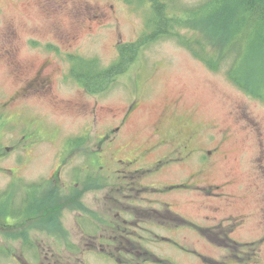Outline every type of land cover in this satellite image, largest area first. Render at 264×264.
<instances>
[{"label":"rangeland","instance_id":"rangeland-1","mask_svg":"<svg viewBox=\"0 0 264 264\" xmlns=\"http://www.w3.org/2000/svg\"><path fill=\"white\" fill-rule=\"evenodd\" d=\"M163 1L170 14L185 18L204 0ZM150 7L146 0H0V103L17 95L19 77L32 76L48 59L54 97L17 95L3 111L12 129L6 134L8 130L0 126V264H209L201 256L221 263L242 245H251L256 255L227 264H264V100L240 89L224 69L210 70L177 40L160 37L141 45L130 68L101 91L104 108L97 109L93 123L92 116L78 109L79 103H93L94 97L81 89L69 69L82 59H96L99 68L115 63L118 44L148 32ZM89 19L100 24L88 30ZM74 33L76 41L68 43ZM132 101L138 107L120 131L118 156L128 159L143 146H152L159 137L153 125L163 111L164 131H180L174 146L184 142L186 132L196 131L189 149L221 143L219 152L208 164L197 163V168L186 164L189 158L181 160L185 163L168 162L154 175L141 173L136 180L146 190L126 195L123 188L112 190L113 169L105 166L98 170L102 186L84 185L76 173L92 162L91 152L84 145L73 151L78 147L73 146L59 167L57 184H46L68 137L91 127L87 142L93 144L95 135L114 126V119ZM31 118L40 121L42 133L24 140L21 134L28 130L22 124ZM171 147L166 143L159 150L150 149L142 160L147 166ZM109 149L105 144L104 153ZM197 153L193 152L192 162L199 161ZM142 165L135 161L128 167L137 170ZM207 165V170L196 173ZM72 185L76 188L70 192L67 186ZM33 187L40 188L34 191L40 196L57 193L54 205L62 209L47 215L52 217L49 221L20 218L22 211L17 212L19 206L36 205L30 193ZM79 189L83 192L75 202L70 198ZM22 195L30 197L27 203ZM63 201L66 205L61 207ZM127 204L150 216L132 227L127 234L131 241L116 250L113 244L121 239L111 225L116 210ZM42 208L38 203L37 212ZM4 221L13 224L8 227ZM220 229L233 231L227 238L217 234ZM89 236L111 245L106 251L92 247L95 242Z\"/></svg>","mask_w":264,"mask_h":264},{"label":"trees","instance_id":"trees-1","mask_svg":"<svg viewBox=\"0 0 264 264\" xmlns=\"http://www.w3.org/2000/svg\"><path fill=\"white\" fill-rule=\"evenodd\" d=\"M147 2L151 6L146 22L148 32L136 41L119 44L115 63L99 68L96 59L75 61L73 72L86 84L87 91H104L115 77L131 66L141 45L169 37L177 40L210 70L224 69L227 78L240 89L264 100V54H261L264 50V0H204L185 18L170 14L163 0ZM54 196L57 197V193ZM149 216L150 212H146V218ZM92 237L89 236L95 242L92 247L99 246L100 250L106 251L111 245L106 240L97 243L98 237ZM119 237L120 245L131 241L128 235L120 234ZM141 251L143 255L148 253L146 249ZM132 253L139 254L137 250ZM144 259L146 262L147 258Z\"/></svg>","mask_w":264,"mask_h":264},{"label":"flooded vegetation","instance_id":"flooded-vegetation-1","mask_svg":"<svg viewBox=\"0 0 264 264\" xmlns=\"http://www.w3.org/2000/svg\"><path fill=\"white\" fill-rule=\"evenodd\" d=\"M100 23L96 22V21H92V19H89V24L87 26L88 30H91L93 28L94 25H99ZM76 33L69 35V37L67 39L68 43L71 40L76 41ZM119 45V44H118ZM117 45V48H118ZM50 60H45L44 63L41 64V66L39 67L38 71L36 73H34L32 76L30 77H25V78H21L19 77V79L22 81V84L19 87V91L17 92V95H21L20 98H28L29 96L32 95H41L42 97H46V96H52L51 94V86H50V80L52 77V72L50 70H48L47 66L50 64ZM130 68V67H129ZM128 68V69H129ZM84 71V70H83ZM69 73L71 76H73L74 78L76 77L73 69H69ZM68 73V74H69ZM77 78V77H76ZM75 78V79H76ZM76 82L78 85H80L82 88V90L84 92H86L89 95H93V103H87L86 101H83L81 103H79L78 109L80 110V112L89 114L90 116H92L91 121L93 123V121H95L94 115L97 111L98 108H104L103 105H100V99H101V92L99 93H89L87 91L86 88V84L82 81H80L78 78L76 79ZM16 95V96H17ZM16 96H12L9 97V99L3 103H0V112L2 110V114L0 116V126H3L4 129L6 130H10L12 129V127L9 125L8 126V122L4 117L3 111L7 109V107L10 106V104L12 103V101L15 99ZM19 98V99H20ZM54 98V97H53ZM137 104L135 103V101H132L130 103H128V105L126 106V108L124 109L123 114L118 117L115 118L114 120L116 121V124L114 126H108L105 128V130L103 131V133L101 135H95L94 138V143H88V139H90L91 136V127L86 130L85 132H81L79 135L77 136H70L68 137V139H66V141H64L63 146L61 147L59 153H58V165L55 169V171L53 172V176L50 175L46 178L45 182L46 184H51L55 185L57 184V178H55L57 176V173L59 171V167L61 166L62 162L65 160L66 155L72 150L73 146H78L76 148H74L73 151L79 150L83 145L85 146V148L88 150V152H91L90 156L91 158L88 159L91 160L92 162L90 164H87L86 166H84L85 168H83V170H81V173H76V176L85 184H87V186H91L94 188H98L100 186H102L99 183V179L102 177L100 172L98 171L99 169L104 168V166L106 167L105 170H109V168H112L113 170L110 172V175L113 177L112 181L114 184H112V190L116 189L115 191L117 192H121L122 188V192L126 195H129L128 193H143L142 191L146 190V187L141 183V182H137L136 178L137 176H139L141 173H144L146 175V173H149L148 175H154L155 173L157 174V172H159L160 170H162L164 168V166H166V163H170L173 161H180L182 163H185L183 161H181L182 159H186L188 160L190 158V160L188 161V165L192 166V167H196L197 168V163L200 165H205L208 164L210 162V158L211 156L215 153L217 154L220 150V146L221 143H219L217 146H214L212 148H194L191 147L190 149L188 148V146L191 144L192 140L196 137L197 132L196 131H188L186 132L188 135L186 137V139L183 141H181L178 146H174L173 144V139L174 137H178V135L180 134V131H170V133L168 131H164L163 127H164V119H165V113L164 111L160 114L159 119L154 123L153 127H154V131H156L158 133V138L157 141L150 147L146 148V146H143L142 149H140L141 151L134 154L131 158H124L123 156H118L117 154L119 152H122V150L120 149V147H118L119 145V138H120V131L122 129V127L127 123V121L130 119L129 116L133 113L136 112L137 110ZM173 115V110L171 109L170 112V116ZM23 126H26L27 128L25 130H28L25 135L21 134V138H23L24 140H26V136L27 135H31V137L29 138L30 140L32 139H37L38 136L40 135V133H42V127L40 126V121H38L36 118H31L28 122L23 123ZM165 129H167V126L165 127ZM9 130L6 132V134L9 132ZM18 139V138H17ZM20 140V139H19ZM196 140V139H195ZM194 140V141H195ZM193 141V142H194ZM166 143H172V147L170 148L169 151L164 152L163 154L156 156L154 158V161H152L150 164H147L146 166V160L143 161L142 159H144V157L146 156L147 151L151 150H159L163 144ZM109 145L110 146V151L108 153H104V145ZM193 144V143H192ZM89 145V147H87ZM6 148H10L9 146H6ZM194 151H197L200 155V157L198 158L199 161L197 162H192V154ZM175 153L177 154V156H175ZM175 156V157H173ZM210 156V157H209ZM196 159V158H195ZM197 160V159H196ZM135 161H141L143 163V165L138 168L137 170L134 167H128V165H130L132 162ZM166 164V165H165ZM214 164V162L211 163V166ZM161 167V169H160ZM210 167V165H207L205 167L198 168L196 173H199L201 171H205L207 170V168ZM92 168H94L95 170L92 171ZM61 169V168H60ZM98 172V174H96V176H98V180L96 182L93 181L94 179V175L95 173ZM195 174V173H194ZM194 174H191L194 175ZM55 178V179H54ZM125 178V179H124ZM121 184H118V183ZM74 184V183H73ZM36 186H41V184H38ZM114 186V187H113ZM69 189L68 191H73L76 188L72 185L67 186ZM40 189L39 187H33V189L31 190L30 193L31 194V198L32 200L36 203L35 206L32 207H28V208H24V206H19L17 208V212L22 211V214L20 215V218L26 216L28 218L32 217H37V218H47V221H49L52 217L47 216L49 215L51 212L55 211L57 212L58 209H62L60 207H56L54 205L55 203V198L54 196L50 195V192H47V194L45 196H40L38 193H34L35 190ZM70 191V192H71ZM83 192V189H79V191L77 190L75 195H72V197L70 198L71 200L78 202V198L82 195L80 193ZM25 194V193H23ZM29 196L26 195H22L21 196V200H24L23 203H27L29 200ZM140 198L142 200H146V196L145 195H141ZM137 200V199H134ZM117 203H119L118 199H116ZM41 204V206L43 205V208L37 212V205ZM61 203V202H60ZM66 205V202L63 201L61 203V207H64ZM27 215H26V214ZM131 215H135L137 216L136 219H131L129 218L128 214ZM125 215V216H124ZM28 220V219H26ZM141 220H146V210H141L139 211V209L137 207H135L133 204H127V206H122L120 205L119 209L116 210V213L114 214V223H112V228L115 231L119 232L120 234H130V231H132V227L138 226L139 222ZM25 221V220H24ZM23 221V222H24ZM6 221H4V224L8 227H10L13 223L8 221V224L5 223ZM27 222V221H26ZM235 225V224H234ZM146 228V227H145ZM146 230V229H145ZM233 230H226V229H220L219 232L217 234L219 235H224L225 237L228 238V233L232 232ZM114 248L116 250L121 249V247H124L123 245H119V244H113ZM242 247V249L237 252L236 254H233L231 257H229V260H224L223 262L219 263V261L210 259L209 257H207L208 259H205V256H201L202 259H204L205 261L209 262V264H227V262H242L245 257L251 258L252 256L256 255V249H252L251 245H242L240 246ZM247 247V248H246ZM125 248V247H124ZM146 249V248H145ZM248 249H252L250 251H248ZM95 251H98V249H93ZM203 255V254H202ZM115 261H119L120 260H115Z\"/></svg>","mask_w":264,"mask_h":264}]
</instances>
